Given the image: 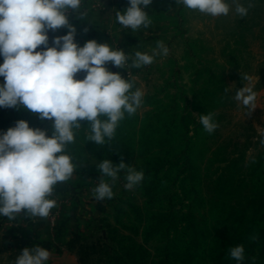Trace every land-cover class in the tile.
Masks as SVG:
<instances>
[{
    "label": "rangeland",
    "instance_id": "374dc122",
    "mask_svg": "<svg viewBox=\"0 0 264 264\" xmlns=\"http://www.w3.org/2000/svg\"><path fill=\"white\" fill-rule=\"evenodd\" d=\"M238 2L245 7L251 4L248 15L243 18L235 12L233 0H226L230 6L229 14L220 17L190 10L183 5L177 6L174 0H153L144 9L152 24L147 29L141 28L135 32L116 21V11L123 12L130 6L129 0H83L81 11L87 13L85 18L81 21L74 14L69 15L70 24L76 28L75 41L79 46L94 39L98 43H107L113 48L124 50L126 55L134 54L135 51L151 54L157 41H163L168 47L166 57L158 56L153 64L140 69H118L111 62L105 65L109 71L119 72L125 79L129 74V79L135 84L133 91L139 88L144 92L143 103L135 113L140 121L152 113L157 104L169 106L171 100L177 99L184 106V98L187 101L192 99L191 88L202 86L206 80L224 82L229 89L228 99L222 107L213 111L219 127L212 134L204 129L200 132L199 146L203 149V155L197 162L204 174L208 169L212 171L225 165L213 163L211 167L212 161L220 158L214 156L213 152L218 156L227 155L231 159H238L239 169L243 173L248 172L253 160H264V146L259 143L264 138V0ZM67 31L66 28L50 30L48 46H53L54 37L66 35ZM41 48H38L39 51ZM2 63L3 57L0 56ZM245 73L252 77L251 82L241 79V74ZM80 75L81 72L76 75V79ZM4 82V78L0 77V84ZM249 84L257 93V99L256 108L247 114L248 109L233 97L237 90ZM153 100L157 103L152 104ZM192 112L198 116L196 111ZM18 120H25L31 128L46 130L51 135L53 121H41L38 114L27 109L17 111L2 107L0 135L14 127ZM81 125L80 129H74L75 135H89V126L82 122ZM89 146L90 143H84V155L80 160L82 165H77L70 179L54 186L49 199L56 201V207L50 210L48 217L29 218L23 212L16 214L14 220L0 216V264H14L23 249L36 245L44 248L46 241L57 246L56 249H48L50 257L46 264H81L80 260H83L82 264H104L107 260L104 237H112L107 225L112 224L120 234H131L122 226L130 225L134 217L130 220L122 214V210L131 212L128 202L146 207L147 199L143 190L139 185L126 190L125 172L121 171L112 188L113 198L97 200L92 189L100 182V173L97 174L98 169L95 168L101 161ZM142 163V159H137L132 167L136 168ZM104 179L112 183L110 178ZM183 187L185 183L181 181L178 190L182 194L176 201L179 208L188 205L190 196L183 191ZM203 190L206 194V187ZM51 213L56 216L55 227L50 221ZM143 233L144 228L140 227L137 241L150 249L154 257L157 256L154 251L158 245L155 238L147 243ZM77 234L81 235V239L75 242L74 248L69 249L68 242Z\"/></svg>",
    "mask_w": 264,
    "mask_h": 264
},
{
    "label": "clouds",
    "instance_id": "9594fccd",
    "mask_svg": "<svg viewBox=\"0 0 264 264\" xmlns=\"http://www.w3.org/2000/svg\"><path fill=\"white\" fill-rule=\"evenodd\" d=\"M152 2L129 0L130 6L123 12L116 11L117 23L133 32L149 28L152 20L144 9ZM82 3L83 0H0V77L5 81L0 84V107L27 109L38 114L41 121H53L50 136L46 130L31 128L25 120H18L0 135V216L9 220L21 212L29 218H46L56 207V201L49 197L54 186L68 181L77 167L66 150L75 142L74 129L81 128V121L89 122L88 141L110 145L125 113L132 116L142 105L145 94L139 88L133 91L135 84L129 74L125 79L119 72L109 71L106 63L118 69H140L169 53L163 41L156 42L151 54L135 51L126 55L124 50L94 39L79 46L69 15L82 21L87 15L81 11ZM174 3L212 17L227 16L230 11L226 0ZM233 3L241 18L248 15L251 4L245 7L238 0ZM61 28H66L67 34L54 37L49 47L48 32ZM38 48L41 50L36 51ZM80 72L86 73L82 80L76 79ZM241 79L251 82L252 77L245 73ZM228 90L226 87L225 94ZM233 99L250 114L256 108L257 93L249 84L237 90ZM200 123L208 134L219 127L211 112L201 115ZM259 143L264 146V138ZM96 167L100 182L92 193L97 200L113 198L112 188L121 171L125 172L126 190L144 180L142 170L123 161L114 166L110 159H104ZM228 254L241 262L245 259L244 246L231 247ZM49 257V250L36 245L23 249L14 264H46Z\"/></svg>",
    "mask_w": 264,
    "mask_h": 264
},
{
    "label": "trees",
    "instance_id": "16d2710c",
    "mask_svg": "<svg viewBox=\"0 0 264 264\" xmlns=\"http://www.w3.org/2000/svg\"><path fill=\"white\" fill-rule=\"evenodd\" d=\"M226 87L223 81L206 80L202 86L191 88L192 99L184 98V106L177 99L169 106L157 104L142 121L136 114L125 113L110 145L98 146L84 133L76 134L75 142L68 145L66 154L78 166L82 165L84 143L91 144L98 160L110 159L114 166L122 161L132 166L137 159L143 160L136 170L144 172L139 186L147 199L146 207L128 202L131 212L122 210L130 220L134 217L130 225L122 226L129 235L107 225L112 237H104V264H264V160L249 164L247 173L239 169L238 159L216 152L213 155L220 158L212 161L211 167L213 163L224 166L204 174L198 164L203 155L200 116L226 103ZM181 181L185 183L183 191L190 195L184 208L176 204L182 194L178 190ZM140 227L144 228L145 242L155 238L157 256L137 241ZM254 235L257 239L252 240ZM80 239V234L75 235L68 242L69 249ZM241 244L245 259L237 262L228 249ZM43 246L47 250L57 247L48 241Z\"/></svg>",
    "mask_w": 264,
    "mask_h": 264
},
{
    "label": "built area",
    "instance_id": "2783aa9c",
    "mask_svg": "<svg viewBox=\"0 0 264 264\" xmlns=\"http://www.w3.org/2000/svg\"><path fill=\"white\" fill-rule=\"evenodd\" d=\"M50 221H51V224H52V226H56V216L55 215H53L52 213L50 214Z\"/></svg>",
    "mask_w": 264,
    "mask_h": 264
},
{
    "label": "water",
    "instance_id": "95a60500",
    "mask_svg": "<svg viewBox=\"0 0 264 264\" xmlns=\"http://www.w3.org/2000/svg\"><path fill=\"white\" fill-rule=\"evenodd\" d=\"M107 65H109L110 64V62H107L106 63ZM85 75H86V73H84V72H81V75L79 76V79H83L84 77H85ZM24 243H25V241H24Z\"/></svg>",
    "mask_w": 264,
    "mask_h": 264
},
{
    "label": "crops",
    "instance_id": "0c3cea01",
    "mask_svg": "<svg viewBox=\"0 0 264 264\" xmlns=\"http://www.w3.org/2000/svg\"><path fill=\"white\" fill-rule=\"evenodd\" d=\"M76 40L80 41L79 39H76ZM36 51H39V49H37Z\"/></svg>",
    "mask_w": 264,
    "mask_h": 264
}]
</instances>
